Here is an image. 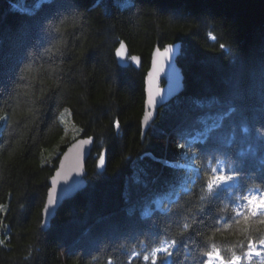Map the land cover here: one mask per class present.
Instances as JSON below:
<instances>
[{"label":"trees","instance_id":"16d2710c","mask_svg":"<svg viewBox=\"0 0 264 264\" xmlns=\"http://www.w3.org/2000/svg\"><path fill=\"white\" fill-rule=\"evenodd\" d=\"M120 42L140 70L118 66ZM177 42L183 92L142 140L150 55ZM65 108L94 147L86 188L44 232L48 180L72 141L58 143ZM0 116V264H151L162 240L178 241L169 264H207L213 247L241 255L236 212L264 196V0H0ZM213 175L234 179L201 200Z\"/></svg>","mask_w":264,"mask_h":264},{"label":"water","instance_id":"95a60500","mask_svg":"<svg viewBox=\"0 0 264 264\" xmlns=\"http://www.w3.org/2000/svg\"><path fill=\"white\" fill-rule=\"evenodd\" d=\"M120 44L124 45L120 49ZM115 50V59L119 67H133L135 70H140L142 60L138 55L129 56V49L126 43L121 42ZM169 48V53H164V48ZM119 49V54L117 50ZM181 43H173L160 48L155 45L149 60V68L144 78V112L141 118V139L143 140L149 126L156 120L158 110L165 104L172 101L175 97L183 92V74L181 68L177 64V60L181 54ZM136 59L133 60L132 58ZM129 59V60H128ZM163 65V70H161ZM176 82V87L173 88V82ZM182 83V88L179 86ZM159 93V95H156ZM149 94L156 96V105L154 108H149ZM148 111H153L154 115L149 118L148 123L144 124V116ZM82 140H88V144H81ZM94 139L92 137L79 138L67 147L60 157L57 169L53 177L49 180V191H53L54 203L48 205V193L41 213V229L46 232L51 221L56 216V213L64 202L75 197L86 187V163L92 152ZM101 155L103 159L101 160ZM98 172H103L106 167V152L102 151L97 161Z\"/></svg>","mask_w":264,"mask_h":264},{"label":"snow or ice","instance_id":"6c2138e0","mask_svg":"<svg viewBox=\"0 0 264 264\" xmlns=\"http://www.w3.org/2000/svg\"><path fill=\"white\" fill-rule=\"evenodd\" d=\"M49 2V0H37V6L42 5L44 3ZM117 3L121 6L127 7L131 6L133 3V0H117ZM13 8L15 9L16 6L13 5ZM22 12L28 13V14H34L31 13L28 9H22L20 10ZM124 45L120 44V49H123ZM220 48L224 49L225 45L223 43L220 44ZM164 53H169V48H164ZM117 54H119V49L117 50ZM133 60L136 58L133 57ZM161 70H163V65H161ZM176 82H173V88H175ZM182 88V83L179 85ZM156 95H159L157 93ZM148 105L149 108H154L156 105V96L149 94L148 98ZM69 109L65 108L63 112L60 113V117L63 118L65 113H68ZM154 115L153 111H148L147 114L144 116V124L146 125L149 121V118ZM4 118L0 116V120H3ZM63 119H61V123H63ZM115 127L118 129L119 124L118 122L115 124ZM246 131V130H245ZM81 144H88V140H82L80 142ZM184 145L183 143H178L177 145V151L178 153L182 151ZM103 159V155H101V160ZM174 167H180L183 168V164L174 165ZM216 172H219L220 169L217 168L215 170ZM234 177L232 175H213L211 178L207 181L206 190L201 186L203 195L200 196L201 200H205L206 198H211L214 194L216 189L220 186L222 183H230ZM219 182V183H218ZM54 195L53 191H49L48 193V205L47 207H50L54 203ZM246 201V207L243 208V211H237L236 217H242L243 222L245 224L244 229V240L240 242L241 244V255H237L235 252H233L230 259L227 261L223 259L220 255V252L218 249L213 247L211 252H208L206 254L207 258L211 260L212 258L220 261V264H243V261H248V264H256V261L253 259L260 258L259 264H264V234L257 236L255 239L249 238L251 236V233L248 231V225L259 223L261 225H264V196L255 197V196H247L243 198ZM148 213L146 212L145 215ZM227 222V221H225ZM237 224L240 223V220L237 219L235 221ZM185 228L188 227V225H184ZM2 243V241H0ZM178 243L177 240H162L157 247H155L150 256H151V264H157L158 261H160V264H169L170 257L173 255L174 248L176 244ZM246 247V250H245ZM141 253H136V256H140ZM149 255H144L143 259L145 261H148L150 259ZM111 264V262H110ZM131 264V261L129 262ZM200 264H204V261L201 260Z\"/></svg>","mask_w":264,"mask_h":264},{"label":"rangeland","instance_id":"374dc122","mask_svg":"<svg viewBox=\"0 0 264 264\" xmlns=\"http://www.w3.org/2000/svg\"><path fill=\"white\" fill-rule=\"evenodd\" d=\"M15 6L17 7V5L15 4ZM121 43V42H120ZM119 43V44H120ZM129 56H132V55H130L129 54ZM129 60V59H128ZM171 102V101H170ZM169 102V103H170ZM168 104V103H167ZM167 104H165V105H167ZM165 105H163V106H165ZM162 106V107H163ZM161 107V108H162ZM160 108V109H161ZM159 109V110H160ZM159 110H158V113H159ZM158 116V115H157ZM61 119H63V126H64V135L60 138V140H59V144L62 142V143H64L65 141L67 142V141H71V140H73L74 138H76L77 139V137H78V130H77V128L74 126V124H73V122H72V120H71V118H70V114H69V112L68 113H65V115L63 116V118H61ZM153 124V123H152ZM152 124L149 126V127H151L152 126ZM141 125V124H140ZM150 129V128H149ZM149 129H148V131H149ZM147 131V132H148ZM146 135V134H145ZM57 146H55V147H52V148H50V149H48L46 152L48 153V155L49 156H52L53 154H54V151H55V148H56ZM87 164V163H86ZM96 166H97V163H96ZM87 176V175H86ZM1 240V239H0ZM207 264H220V261H218V260H216V259H212V260H208L207 261Z\"/></svg>","mask_w":264,"mask_h":264},{"label":"bare ground","instance_id":"6f19581e","mask_svg":"<svg viewBox=\"0 0 264 264\" xmlns=\"http://www.w3.org/2000/svg\"><path fill=\"white\" fill-rule=\"evenodd\" d=\"M77 139H79V138H77ZM75 140H76V139H75ZM73 141H74V139H73V140H72V141L66 146V148L69 147V146L73 143ZM93 147H94V145H93ZM66 148H65V149H66ZM64 151H65V150H64ZM103 151H105V150H103ZM105 152H106V151H105ZM63 153H64V152H63ZM63 153H62V155H63ZM91 154H92V152H91ZM91 154H90L88 160L90 159ZM62 155H61V156H62ZM61 156H60V157H61ZM59 160H60V158H59ZM59 160H58V162H59ZM88 160H87V162H88ZM97 161H98V159H96V163H97ZM57 165H58V163H57ZM106 166H107V160H106ZM85 168H86V167H85ZM56 169H57V168H56ZM105 169H106V167H105ZM55 171H56V170H55ZM55 171H54V172H55ZM96 171H97V173L101 174V173H103L105 170H104L103 172L100 173V172H98L97 167H96ZM53 174H54V173H53ZM52 177H53V175L49 178V180H50ZM49 180H48V190H47V192H48L49 189H50V186H49ZM85 181H86V178H85ZM85 188H86V187H85ZM85 188H84V189H85ZM84 189H83V190H84ZM83 190H82V191H83ZM82 191H81V192H82ZM81 192H79V193H81ZM79 193H78V194H79ZM78 194H77V195H78ZM77 195H76V196H77ZM76 196H75V197H76ZM46 197H47V194H46ZM73 198H74V197H73ZM73 198H72V199H73ZM45 200H46V198H45ZM70 200H71V199H70ZM68 201H69V200H68ZM64 203H65V202H64ZM43 207H44V206H43ZM42 210H43V209H42ZM41 213H42V212H41ZM41 220H42V219H41Z\"/></svg>","mask_w":264,"mask_h":264}]
</instances>
